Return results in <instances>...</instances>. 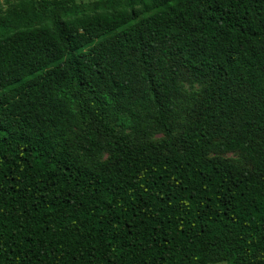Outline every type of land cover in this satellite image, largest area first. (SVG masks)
Segmentation results:
<instances>
[{
  "label": "trees",
  "instance_id": "trees-1",
  "mask_svg": "<svg viewBox=\"0 0 264 264\" xmlns=\"http://www.w3.org/2000/svg\"><path fill=\"white\" fill-rule=\"evenodd\" d=\"M219 263L264 264V0H6L0 264Z\"/></svg>",
  "mask_w": 264,
  "mask_h": 264
},
{
  "label": "rangeland",
  "instance_id": "rangeland-1",
  "mask_svg": "<svg viewBox=\"0 0 264 264\" xmlns=\"http://www.w3.org/2000/svg\"><path fill=\"white\" fill-rule=\"evenodd\" d=\"M6 0H0V9H4ZM79 2H91L95 0H78ZM186 98L182 100L187 106L188 112L185 114L188 118L196 117V113L199 109V104L203 97V89L199 83H193L191 81L185 82L184 85ZM162 135H158L156 138H161ZM221 157L226 159H232L237 161L240 165L246 166L250 168L249 163L244 159L239 153H227L225 155H221ZM219 264H227V263H219Z\"/></svg>",
  "mask_w": 264,
  "mask_h": 264
}]
</instances>
